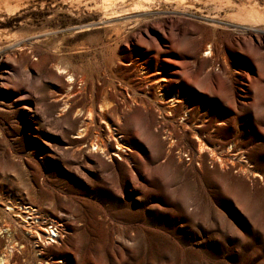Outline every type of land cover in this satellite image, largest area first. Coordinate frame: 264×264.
Here are the masks:
<instances>
[{"label": "rangeland", "instance_id": "1", "mask_svg": "<svg viewBox=\"0 0 264 264\" xmlns=\"http://www.w3.org/2000/svg\"><path fill=\"white\" fill-rule=\"evenodd\" d=\"M138 1L0 0L4 264H264V31Z\"/></svg>", "mask_w": 264, "mask_h": 264}, {"label": "bare ground", "instance_id": "2", "mask_svg": "<svg viewBox=\"0 0 264 264\" xmlns=\"http://www.w3.org/2000/svg\"><path fill=\"white\" fill-rule=\"evenodd\" d=\"M101 1L103 3V6H104L105 4L111 3V2H113L115 0H101ZM148 1L149 0H145V2H148ZM177 1L179 3H181V4L186 3V1H191L192 3L193 2H196V3L197 2H201L203 4H208V5L216 6L220 10L223 9V8H232L233 12L228 15L229 16L228 17L229 18V21L231 20L235 25H240V26H242L244 24H247L249 28H256L257 27L256 25H261L259 27L264 31V8L261 9L259 7V5H256V3L255 4L253 3V4H250L249 6H246L243 3L242 4H237L233 0H177ZM142 4H143V1L142 0H139L135 4V6L136 7H141ZM6 5H8V3H6ZM100 23H102V22H99V24ZM104 23H105V21H104ZM69 77H71V76H69ZM69 79H71V78H69ZM161 81H164V80H161ZM202 147L201 146L198 147L199 151L202 149ZM116 149L123 151V149H126V148L123 147V146H121L120 144H117V148ZM215 161H217V159ZM255 176H258V175L255 174ZM28 208H30V207H28ZM17 209H18V214H19V216H17V217H19L18 219L22 223L25 224L26 229L29 230L28 232L33 237H36L37 238V241H39L44 246H47V244L50 245L52 243L53 244H57V240L54 239V238H52V235L50 234V231L56 232V229H58L57 228V225H55V224H58L57 221H55V220H51L50 221L51 227H49V229H48V227H46V229L44 231L45 232L44 233V238H43V236H41L42 235L41 224L39 223V217L37 215V213H38L37 209L30 208L28 210H24L26 208H24L21 205H19L17 207ZM7 210H11L12 212L14 211L13 208H7ZM15 213H17V212H15ZM57 234L56 235L59 237L60 236L59 232H57ZM44 239L46 240V242H45ZM0 263L4 264L5 262H4L3 259H0Z\"/></svg>", "mask_w": 264, "mask_h": 264}, {"label": "built area", "instance_id": "3", "mask_svg": "<svg viewBox=\"0 0 264 264\" xmlns=\"http://www.w3.org/2000/svg\"><path fill=\"white\" fill-rule=\"evenodd\" d=\"M53 237V236H52Z\"/></svg>", "mask_w": 264, "mask_h": 264}]
</instances>
